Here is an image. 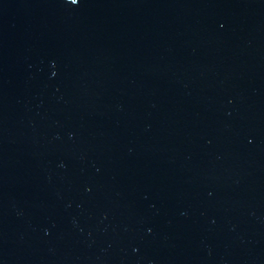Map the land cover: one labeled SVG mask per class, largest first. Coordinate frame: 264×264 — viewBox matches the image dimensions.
<instances>
[{
    "label": "water",
    "instance_id": "water-1",
    "mask_svg": "<svg viewBox=\"0 0 264 264\" xmlns=\"http://www.w3.org/2000/svg\"><path fill=\"white\" fill-rule=\"evenodd\" d=\"M0 264H264V0H0Z\"/></svg>",
    "mask_w": 264,
    "mask_h": 264
},
{
    "label": "clouds",
    "instance_id": "clouds-1",
    "mask_svg": "<svg viewBox=\"0 0 264 264\" xmlns=\"http://www.w3.org/2000/svg\"><path fill=\"white\" fill-rule=\"evenodd\" d=\"M78 2V0H72V3L76 4Z\"/></svg>",
    "mask_w": 264,
    "mask_h": 264
},
{
    "label": "snow or ice",
    "instance_id": "snow-or-ice-1",
    "mask_svg": "<svg viewBox=\"0 0 264 264\" xmlns=\"http://www.w3.org/2000/svg\"><path fill=\"white\" fill-rule=\"evenodd\" d=\"M78 3H79V0H78V2L76 4H78Z\"/></svg>",
    "mask_w": 264,
    "mask_h": 264
}]
</instances>
